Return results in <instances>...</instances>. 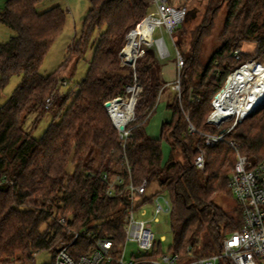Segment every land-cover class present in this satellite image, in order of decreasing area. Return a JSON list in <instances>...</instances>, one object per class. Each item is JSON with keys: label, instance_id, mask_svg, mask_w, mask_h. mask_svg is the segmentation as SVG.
Instances as JSON below:
<instances>
[{"label": "trees", "instance_id": "16d2710c", "mask_svg": "<svg viewBox=\"0 0 264 264\" xmlns=\"http://www.w3.org/2000/svg\"><path fill=\"white\" fill-rule=\"evenodd\" d=\"M41 1L8 0L0 11V24L16 34L0 44V94L12 77H22L10 99L0 106V264H8L17 255L28 259L43 251L55 255L59 244L70 241L72 231L85 228L101 227L103 236L113 240L118 251L125 241L123 218L129 196L108 197L107 184L100 178L104 172L122 175L126 184L131 180L140 185L147 179L158 184L157 195L168 193L173 237L169 251L179 255L180 264L221 254L224 239L240 230L243 222L238 205L230 213L215 201L219 195L233 197L229 178L236 151L229 141H235L255 164L264 161V105L240 121L227 141L214 147H206L201 134H220L230 126L217 129L207 122L212 102L235 70L250 59L259 61L264 54V0H220L209 7L205 26L195 31L190 55L183 56L181 91L168 104L172 118L162 124L158 139L148 134L147 127L164 87L155 70L159 60L155 52L138 59L143 87L138 103L143 101L149 110L130 125L131 137L125 147L105 103L127 96V87L133 84L132 69L120 52L129 31L148 16V0H90L82 36L73 49L78 62L99 33L86 77L76 92H67L59 113L37 139L24 131V119L27 113L40 110L59 87L60 71L44 77L40 69L66 23V12L60 6L38 11ZM191 1L170 3L190 13L195 10L189 11ZM200 4L197 14L205 1ZM221 9L226 14L220 46L203 64L201 44ZM190 19L187 16L173 34L184 31ZM247 43L258 46L254 54L243 51ZM236 51H241L240 60L235 59ZM126 52L134 57L128 49ZM164 142L171 147L166 162ZM200 148L206 150L204 171L195 165ZM71 165L76 167L69 174ZM91 246L92 241L82 238L71 253ZM162 254L159 242L158 250L146 257L156 259ZM219 264L232 262L221 259Z\"/></svg>", "mask_w": 264, "mask_h": 264}, {"label": "built area", "instance_id": "2783aa9c", "mask_svg": "<svg viewBox=\"0 0 264 264\" xmlns=\"http://www.w3.org/2000/svg\"><path fill=\"white\" fill-rule=\"evenodd\" d=\"M150 1L154 6V11H152L145 18L138 29L130 33L128 43L130 42V37L133 33L141 31L145 27L150 28L148 37L145 36L143 40H141L139 46L137 47L136 55L133 58L128 57L126 52L127 46L123 51L122 58L123 60L125 59L124 63L131 66L135 71L133 74V84L127 87V96L107 101L109 107H105L113 121V125L120 134L123 147L126 146L127 140L131 137L130 125L135 121L134 107L141 89L138 75L136 73V64L140 56V50L143 45L155 47L161 60L170 58L171 52L164 36L162 35L158 39H154V33L157 29H160L161 31L162 29H165L172 37L173 32L185 21L187 16V9L171 5L170 0ZM176 51L179 76L177 82L172 88L177 93H180V76L182 68L184 67V60L177 47ZM234 56L235 59L240 60L241 51H236ZM247 67H249L250 72L253 77H255L259 75V69L264 68V65L258 60L250 59L235 70L229 76L224 89L212 102L214 111L209 116L207 122L213 113L217 112L215 102L226 89L232 76ZM123 100L130 101V103L133 104V112L131 116L120 120L119 118H116L117 115L115 112L111 111V104L115 101ZM51 103L52 98L47 99L46 108H50ZM123 111L127 112L124 108ZM252 112L243 116L239 114H233L227 117L222 116L225 121L221 125H215L208 122L217 129H221L224 124H231V126L220 134H201L204 145L206 147H214L221 142L227 141L229 133L234 130L240 121L249 117ZM121 126L124 127L123 130L120 129ZM193 131L194 129H192V132ZM229 144L236 151V163L234 171L229 178V188L236 204L242 211V226L240 230L233 232L224 239L221 254L213 255L209 258L199 259L188 264H219L221 259H227L232 262V264H264V161L255 164L247 155L241 153L240 147L235 141H229ZM205 157V148H200L199 155L195 160V165L200 171L205 170ZM95 175L96 174L94 173V176ZM100 178L107 184L106 195L108 197L114 198L123 192H126L129 196L128 212L123 218L125 245H127L128 242H135L137 243L140 251L149 254L155 253L158 250L159 242H163L164 239H160V241L157 240V237L152 229V220L138 219L137 215L146 206L150 205L152 206L153 221L157 222L158 217L161 214H169L171 211L172 206L169 195L161 193L158 195L155 194L149 198L147 193L150 189V184L147 179L143 180L140 185H135L131 180L126 184L124 177L120 174L104 172L100 175ZM121 188L123 189L120 191ZM144 213L146 212H142V215H144ZM64 222L65 219H62L61 223ZM82 238L92 241V246L90 248H79L75 251V254H72V248ZM113 262L118 264H133L126 261L125 249L120 247V249L115 252L114 241L103 236L102 228H85L80 231H72L70 241L59 247L53 258V264H105ZM179 262V255L169 251L168 253L160 255L152 263L180 264Z\"/></svg>", "mask_w": 264, "mask_h": 264}, {"label": "rangeland", "instance_id": "374dc122", "mask_svg": "<svg viewBox=\"0 0 264 264\" xmlns=\"http://www.w3.org/2000/svg\"><path fill=\"white\" fill-rule=\"evenodd\" d=\"M7 1L8 0H0V11L4 9ZM203 1H205L204 9L199 14H196L195 19H193V15L195 14H190V17L192 19H190L185 24L184 31H179V33H174L172 37L169 34V32L165 29H162V31L160 29H157L155 31L154 39H158L162 35L164 36V39L171 52L170 58L166 60H161L159 58L158 51L155 47H148L146 45H143L140 50L139 58H144L146 52H151V53L155 52L157 54V57L159 60L158 62L159 66L155 68V70L158 71V74L161 77V81L164 83V87L166 85V83L164 82L162 78L166 76L162 74L163 71H165L163 70L164 65L168 63H174L176 65V72L174 74V79L172 81L173 82L172 87H173L175 83L177 82L178 76H179L178 75L179 70H178V64H177V58H176L177 56L176 47L177 46L179 47L177 49H179L178 51L180 55L182 56V58L183 56L187 58L191 52V47H192L191 45L193 43L194 34L196 33L195 31L196 30L198 31L200 27L205 26V23H206L205 18L207 17L209 7L210 6L215 7L218 5V3H220V0H203ZM203 1L201 0V2ZM148 2L151 8L149 11V14H150L152 11H154V6L152 5L150 0H148ZM200 5H201L200 0L191 1L189 5V11L192 7L195 10L199 9ZM56 6H60L66 12V23L63 28V31L57 37L55 42L50 47L48 53L46 54L45 59L40 69V74L46 77L55 72L60 71V74L58 75V77L61 79V81L59 82V87L55 91H53V93L50 96V98H52V103H51L50 108H46V104H47V101H46L40 110H35L34 112L27 113L24 119V124H23L24 131L26 133H32L33 136L37 139L42 137V135L44 134L48 126L51 124L54 116L59 113V106L62 100L66 97L67 92H69L70 90H74L76 92L78 89L79 83L82 82L84 78L86 77L87 71L89 69V63L93 57L94 50L98 42L99 33L96 32L84 57L77 62L78 56L74 54V50H73L75 47L74 44L82 36L84 24H85L86 18L90 10V0H42L38 4L37 9L38 11L42 12L43 10H48ZM187 14H188V10H187ZM225 14H226L225 9H221L216 19L214 20V24L212 28L205 35L202 41L200 55H201V62L203 64H206L208 62L210 56L220 46L219 35L222 32V26H223ZM138 27L135 29H132L127 34L125 45L120 52L121 58L123 56V51L125 50L128 44V37L130 33L138 29ZM179 34H182V36L185 39L184 40L181 39ZM15 35L16 34L12 29L6 27L3 24H0V44H5L9 42V40ZM249 46L251 48L255 47V45H249ZM256 47L258 46L256 45ZM246 48H248V46H246ZM259 62H261L264 65V54L262 58L259 60ZM131 69H132V73L134 74L135 71L133 70L132 67ZM136 73L138 75L137 64H136ZM21 79H22L21 76H14L11 78L6 88L0 94V106L4 105L10 99L15 89L21 82ZM138 80H139V75H138ZM139 85L141 89H140V92H139V95L137 97L136 104L134 107L135 108L134 109L135 121L137 120L139 121V119L144 118L149 110V106H146L143 103V101H142V104L138 103L141 95L143 94V87L140 82H139ZM164 87H162L161 92L157 96L156 105L154 109L152 110V112L154 111V113L152 114L153 117L150 118L151 120L147 127L148 134H152L156 137H159L160 135V128H161L162 123L167 120H170L169 117L171 116V112L167 109V107L169 103L173 102V99L176 96V91L172 88L173 95L171 99H167L168 96H166L167 95L166 90L168 88H166V90L164 91L165 89ZM117 98H114V99H117ZM120 102H124V101H120ZM112 105L113 104H111V106ZM127 105H130V104H126V106ZM112 124H113V121H112ZM170 152H171L170 145L164 142L163 143V153H164L165 161L168 160ZM98 166H99V163L96 164V168H98ZM75 167H76L75 165H71L69 167V171H68L69 174L73 173ZM149 184H150V189L148 190L147 196L150 198L153 195H155L157 192H159L160 189H159L158 184L155 182L149 183ZM123 193L125 194L126 192H123ZM123 193H120V194H123ZM163 193H166V192H163ZM166 195H168V193H166ZM215 201L219 206L229 211L230 213H233V211L237 209L236 201L233 197H231V195H227V196L219 195L215 199ZM142 212H146V213L142 215ZM137 218L144 219V220H148V219L152 220L151 221L152 229L157 237V240L160 241V239H164V241L162 242V251L164 254L168 253L170 247L173 244V237H172V232H171L169 214H161L158 217V221L155 222L153 221V216H152V206L148 205L143 210H141L140 213H138ZM97 224H100V222L94 225H97ZM98 228H101V227H98ZM43 229L45 230L46 226ZM64 244L65 243H61L59 244L58 247H61ZM121 248L125 249L126 261L131 262L133 264H136V261L140 263L142 262V264H153L152 262L155 261V259L146 257L147 255H149V253H144L143 251H140L137 243L135 242H128L127 245H125V241H124V243L121 245ZM53 258H54V253L52 251H43V252L37 253L36 255H33V257L30 259H28L24 255H17L15 258L11 259L8 264H52Z\"/></svg>", "mask_w": 264, "mask_h": 264}, {"label": "bare ground", "instance_id": "6f19581e", "mask_svg": "<svg viewBox=\"0 0 264 264\" xmlns=\"http://www.w3.org/2000/svg\"><path fill=\"white\" fill-rule=\"evenodd\" d=\"M149 33L150 28L145 27L131 35L127 49L133 56L136 55L141 40L145 36L148 37ZM259 71V75L253 77L247 67L232 76L226 89L215 102L216 110L221 116L227 117L233 114L243 116L264 104V68H260ZM112 104L111 111L115 112L116 118L123 120L125 117L131 116L133 104L130 101L128 103L115 101ZM126 104L130 105L126 106ZM123 108L127 112L123 111Z\"/></svg>", "mask_w": 264, "mask_h": 264}, {"label": "crops", "instance_id": "0c3cea01", "mask_svg": "<svg viewBox=\"0 0 264 264\" xmlns=\"http://www.w3.org/2000/svg\"><path fill=\"white\" fill-rule=\"evenodd\" d=\"M44 11H46V10H43L42 12H44ZM249 45H255V47L254 48H251ZM246 46H248V48H246ZM256 44L255 43H247V44H245L244 45V47H243V51L245 52V53H248V54H254L255 53V51H256ZM163 70H165V71H163V75H166V76H164V77H162L163 78V80H164V82L166 83V85H165V89H164V91L166 90V88H168L167 90H166V96H168L167 97V99H171V97H172V95H173V89H172V81H173V79H174V74H175V72H176V65L174 64V63H168V64H166V65H164V67H163ZM171 90V91H170ZM171 94V95H170ZM166 105H167V103H166ZM171 118H172V114H171V116L169 117V119L171 120ZM170 120H167V121H170ZM167 121H165V122H167ZM164 123V122H163ZM162 123V124H163ZM162 126V125H161ZM161 129V128H160ZM152 138H155V139H158L159 137H156V136H154V135H152V134H149ZM160 136V135H159ZM168 149H169V147H168ZM164 154V153H163ZM164 162H166L165 160H164Z\"/></svg>", "mask_w": 264, "mask_h": 264}, {"label": "water", "instance_id": "95a60500", "mask_svg": "<svg viewBox=\"0 0 264 264\" xmlns=\"http://www.w3.org/2000/svg\"><path fill=\"white\" fill-rule=\"evenodd\" d=\"M190 14H195V15H193V17H196L197 10H193V11H191L190 13L187 14V16H189ZM130 64H131V62H130ZM105 107H109V104L107 103V104L105 105ZM260 108H261V107H260ZM260 108L254 110L250 115L254 114V113H255L257 110H259ZM250 115H249V116H250ZM224 121H225V119H224V118H223L218 112H214L213 115L210 117V119H209L208 122L211 123V124H215V125H221ZM120 129L123 130L124 127L121 126Z\"/></svg>", "mask_w": 264, "mask_h": 264}]
</instances>
